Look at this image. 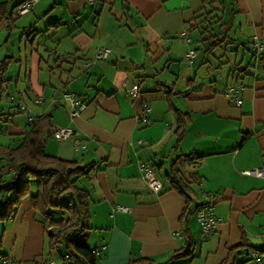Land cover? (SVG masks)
I'll return each instance as SVG.
<instances>
[{"label": "crops", "instance_id": "crops-1", "mask_svg": "<svg viewBox=\"0 0 264 264\" xmlns=\"http://www.w3.org/2000/svg\"><path fill=\"white\" fill-rule=\"evenodd\" d=\"M23 1L0 0V62L9 61L0 92V166L31 121L49 114L46 153L83 170L77 183L88 194L92 227L83 241L94 254L100 251L96 264L138 258L246 264L245 248L264 250V177L244 174L264 170V50L258 58L250 50L254 41L264 46V0H37L18 14ZM204 26L217 39L228 28L224 42L209 49L208 31L200 34ZM196 43L204 54L200 63L186 56L197 51ZM101 49L110 52L97 59ZM217 49L233 53V64L223 58L209 64L207 55ZM135 83L138 93L131 97L127 90ZM228 86L240 89V106L226 96ZM67 93L85 104L73 119ZM179 119L184 127L176 143ZM54 127L75 133L57 141ZM187 155L202 158L190 164L183 162ZM178 156L181 171L198 174L187 216L185 198L169 188L168 177L154 191L140 171L144 164L168 172ZM210 196L218 223L203 238L195 209ZM46 228L29 197L23 199L0 221L1 259L62 264L64 251L49 248ZM243 241L247 245L238 246ZM186 242L192 254L169 261Z\"/></svg>", "mask_w": 264, "mask_h": 264}, {"label": "trees", "instance_id": "trees-1", "mask_svg": "<svg viewBox=\"0 0 264 264\" xmlns=\"http://www.w3.org/2000/svg\"><path fill=\"white\" fill-rule=\"evenodd\" d=\"M212 5L215 2L222 3V0H203ZM214 9V8H213ZM201 15L210 16L214 10ZM211 20L216 18L210 17ZM205 20L209 17L204 18ZM210 20V21H211ZM219 18L214 24L218 22ZM221 20V19H220ZM204 21V20H203ZM220 25L219 28H222ZM204 35L208 31L212 41L209 42V49L220 46L227 37L228 28L224 30V38L217 39L216 35L209 32V27H202ZM251 50V48H250ZM252 51V50H251ZM8 58L0 62V92L4 84L3 73L8 65ZM7 114V116H12ZM5 116L0 112V122ZM183 119V118H182ZM179 119L176 129V143L180 142L183 135L184 121ZM7 120L3 121L6 122ZM51 127V116L41 115L31 121L29 128L22 134L20 144L8 149L2 157L3 164L0 166V221L10 219L23 199L29 197L30 205L35 212L40 214L47 225L46 231L49 248H62L64 254L68 256L67 264H96L94 251L84 244L83 236L91 230L90 210L88 194L86 190L77 183L82 175V167L73 160H66L46 153L44 140L49 136ZM1 131V124H0ZM183 157L184 161H197L202 157ZM180 157L171 163L167 177L169 188L175 190L185 198L184 215L190 213L194 193L191 183L196 180L198 174L195 171L187 173L178 167ZM191 164V163H190ZM195 178V179H194ZM35 184V192L31 194L30 185ZM202 206L198 205L195 211ZM60 211V217L53 218V211ZM66 214V215H65ZM57 229V236L53 238L48 230ZM247 245L246 241L238 246ZM250 248V247H249ZM192 254V245L188 242L179 250L173 252L169 261H178ZM61 254L60 256H62ZM237 258L231 262L225 261L223 264H235ZM128 264H155L151 259L138 258L129 261Z\"/></svg>", "mask_w": 264, "mask_h": 264}, {"label": "built area", "instance_id": "built-area-1", "mask_svg": "<svg viewBox=\"0 0 264 264\" xmlns=\"http://www.w3.org/2000/svg\"><path fill=\"white\" fill-rule=\"evenodd\" d=\"M36 1L37 0H25L21 2L16 7L17 13L24 14L28 12ZM250 48L253 51V54L256 58H258L261 51L264 50V46H262L260 43L255 42V41L251 42ZM109 52H110L109 49L98 50L96 53V58L103 59L108 55ZM195 53L196 52L194 50H190L186 55L188 60H193L195 58ZM239 91L240 89L234 86H228L225 90L226 96L237 107L240 106L242 103V99L239 95ZM137 93H138L137 83L133 84L131 88L127 90V94L131 97H135ZM64 97L69 102L70 117L72 119L77 117L80 114V112L83 111V109L85 108V104L79 101V99L73 94L67 93L64 95ZM21 111L25 112V109L21 107ZM148 111H149L148 109L143 110V113L141 114V119L143 121H146V116H147ZM74 133L75 132L72 127H54L51 130L52 137L57 141L67 140L70 137H72ZM140 171L142 173L143 179L145 180L147 186L150 189L154 191H157L160 189L161 183L153 167L142 164L140 166ZM244 174L264 177V170L256 169V168L249 169V170L244 171ZM213 199L214 197L210 196V198L204 201L202 203V206H200L195 211L197 221L201 227V236L203 238L208 237L211 234V232L214 231L218 223L217 218L215 217V214H214V210H213ZM50 235L53 238H55L57 236V229H50ZM95 254L99 255L100 251L96 250ZM241 257L244 263L246 264H264V250L245 248L241 253ZM60 261L62 264H67L68 256L66 254H63L62 256H60ZM0 264H13V262L9 260H2L0 256ZM46 264H55V263L53 260H49Z\"/></svg>", "mask_w": 264, "mask_h": 264}, {"label": "rangeland", "instance_id": "rangeland-1", "mask_svg": "<svg viewBox=\"0 0 264 264\" xmlns=\"http://www.w3.org/2000/svg\"><path fill=\"white\" fill-rule=\"evenodd\" d=\"M195 40H197V39H195ZM196 44H197V48H196L197 51H195L196 52L195 53V58H196L195 59V63H200L204 54L202 53L201 46L198 43H196ZM196 44H195V46H196ZM216 52H220V53H209L207 55V59L209 61V64H213L212 66L217 65L218 64V60L220 58H223V61L224 60L225 61L228 60V61L231 62V64H233V53H222L223 52L222 49H217ZM222 54L224 55L223 57H222ZM238 59H239V57H238ZM180 61L183 63L184 67H188L189 66L188 62L185 61L184 59H181ZM226 69H228V68H226ZM221 74H223V72ZM200 76L201 75L199 74L198 78H200ZM156 175H157V177L159 178L160 181L166 182V180H167V178H166L167 177L166 176L167 175V169L166 168H160V167L157 166L156 167ZM31 186H32V192L34 193L35 184L32 182ZM60 214H61V212L58 211V210L53 211L52 212V217L56 219V218L60 217Z\"/></svg>", "mask_w": 264, "mask_h": 264}]
</instances>
